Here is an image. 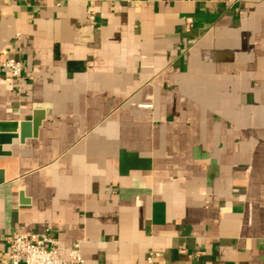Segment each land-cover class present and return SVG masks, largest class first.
Wrapping results in <instances>:
<instances>
[{
  "label": "crops",
  "instance_id": "1",
  "mask_svg": "<svg viewBox=\"0 0 264 264\" xmlns=\"http://www.w3.org/2000/svg\"><path fill=\"white\" fill-rule=\"evenodd\" d=\"M6 58L0 264H264V0H0Z\"/></svg>",
  "mask_w": 264,
  "mask_h": 264
},
{
  "label": "built area",
  "instance_id": "2",
  "mask_svg": "<svg viewBox=\"0 0 264 264\" xmlns=\"http://www.w3.org/2000/svg\"><path fill=\"white\" fill-rule=\"evenodd\" d=\"M222 2L231 7L240 0H211ZM23 62L17 58L0 60V73L20 81L23 76ZM8 264H83L80 252V241L74 242L67 250V258L59 255V247L46 231L41 233H16L9 239ZM157 254L150 252L147 264H153Z\"/></svg>",
  "mask_w": 264,
  "mask_h": 264
},
{
  "label": "water",
  "instance_id": "3",
  "mask_svg": "<svg viewBox=\"0 0 264 264\" xmlns=\"http://www.w3.org/2000/svg\"><path fill=\"white\" fill-rule=\"evenodd\" d=\"M11 130L12 132L14 131L16 124H10ZM15 135V134H14ZM12 137H16V136H5V135H0V145H2L3 143H8L9 139ZM0 154H1V150H0Z\"/></svg>",
  "mask_w": 264,
  "mask_h": 264
}]
</instances>
